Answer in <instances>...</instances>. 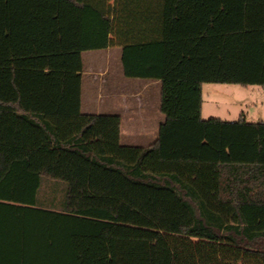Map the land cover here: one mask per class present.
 I'll use <instances>...</instances> for the list:
<instances>
[{"label":"trees","instance_id":"1","mask_svg":"<svg viewBox=\"0 0 264 264\" xmlns=\"http://www.w3.org/2000/svg\"><path fill=\"white\" fill-rule=\"evenodd\" d=\"M108 47L160 82L148 146L82 109ZM206 83L264 88V0H0V264H264V121Z\"/></svg>","mask_w":264,"mask_h":264},{"label":"rangeland","instance_id":"2","mask_svg":"<svg viewBox=\"0 0 264 264\" xmlns=\"http://www.w3.org/2000/svg\"><path fill=\"white\" fill-rule=\"evenodd\" d=\"M122 54L121 47H108L100 51L88 52L84 55L85 70L88 73L95 71L104 75L98 78L103 93L112 91L127 95L126 97L112 96L113 98H110L116 107L123 102L131 107L129 111L121 110L124 114L122 143L148 145L154 142L158 134L157 123L155 128L150 125L149 135L144 140V101L152 105L155 110L152 112L155 122L158 115L164 117L158 108L159 86L157 87L156 84L144 85V80L155 79L127 77L123 70ZM88 88L91 90V85ZM88 93L90 97L91 94ZM101 99L103 98L101 97ZM202 115L205 118L214 116L228 120H234L240 116H245L249 120H256V116L264 118V88L259 85L206 83L203 87ZM153 129H156L155 135L152 134ZM153 135L154 137H152ZM43 187L42 193L51 198L53 195L52 181L45 180Z\"/></svg>","mask_w":264,"mask_h":264},{"label":"crops","instance_id":"3","mask_svg":"<svg viewBox=\"0 0 264 264\" xmlns=\"http://www.w3.org/2000/svg\"><path fill=\"white\" fill-rule=\"evenodd\" d=\"M96 51H100V50L86 51L85 54L88 52H96ZM84 55H83V58H85ZM83 76H84L83 93H82V96H83V106H82L83 108L82 109H83V111L87 112V113H118L124 119V116H123L124 114L121 110L123 109V111H124L127 109L129 111L131 109V107H129L126 102H123L118 107H116L111 102L110 98L112 96H120V97L125 96L126 97L127 95L115 93L112 91H107V92L103 93L98 78H99V76H104V75H102V73L100 74V73L95 72V71L88 73V71L85 70V60H84ZM144 83H145L144 84L145 86H148L150 84H156V86L158 87L160 82H159V80H144ZM90 85H91V90H89V88H88V86H90ZM88 92H90V94H91L90 97L88 96V94H89ZM101 97L103 99L100 100ZM126 100H127V98H126ZM101 102H103V103H101ZM146 103L144 101V140L146 139V136L149 135V131H148L149 129L148 128L150 127V125L155 128L156 123H157V130L153 129L152 134L155 135V130L157 131V134H158L159 125L165 119V116L162 117L161 115H158L157 120L155 122L154 121V118H155L154 113H152L153 111L155 112V110L153 109L152 105H150L147 101H146ZM158 108H159V103H158ZM159 110H160V108H159ZM257 114H259V113H257ZM256 117H257L256 120H254V119L249 120L245 116H240L239 118L234 119V120H230V121H235V120H238L240 118H243L247 121H253V122L264 121V118L262 116H256ZM225 120H228V119H225ZM154 135L152 137H154ZM157 138H155V140ZM148 145H144V146H148Z\"/></svg>","mask_w":264,"mask_h":264}]
</instances>
